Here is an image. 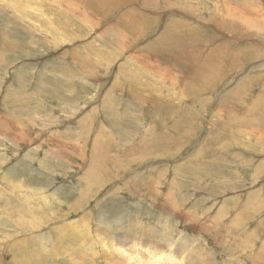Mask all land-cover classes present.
I'll return each instance as SVG.
<instances>
[{"label":"rangeland","instance_id":"rangeland-1","mask_svg":"<svg viewBox=\"0 0 264 264\" xmlns=\"http://www.w3.org/2000/svg\"><path fill=\"white\" fill-rule=\"evenodd\" d=\"M128 1L0 0V264H264V0Z\"/></svg>","mask_w":264,"mask_h":264},{"label":"bare ground","instance_id":"bare-ground-1","mask_svg":"<svg viewBox=\"0 0 264 264\" xmlns=\"http://www.w3.org/2000/svg\"><path fill=\"white\" fill-rule=\"evenodd\" d=\"M128 1V0H127ZM157 1V0H156ZM129 2V1H128ZM152 3V2H151ZM150 3V4H151ZM154 3V2H153ZM70 6V5H69ZM235 10L236 11V9L235 8H229L228 10H227V17H226V23H227V25H232V24H234L235 23V21L237 20V21H239V22H241V23H245L246 25H249V26H253V27H251L252 29H256V27H258V25L257 26H254V25H256L255 24V22H253L251 19H249V18H246L247 17V14H246V12H237L238 13V15H239V17H238V19H237V17H235L234 16V13L233 12H228V11H232V10ZM195 11V10H194ZM129 12V11H128ZM167 12V11H166ZM195 14V13H194ZM199 14V13H198ZM130 16V15H129ZM222 16H223V13H222ZM246 16V17H245ZM131 17V16H130ZM118 20V19H117ZM127 20V19H126ZM256 20H257V18H256ZM131 22V21H130ZM118 23V22H117ZM126 23V22H125ZM244 24V25H245ZM171 25H173V24H171ZM230 28V27H229ZM254 29V30H255ZM258 29V28H257ZM159 30V29H158ZM165 30V29H164ZM246 30V29H245ZM166 31H167V29H166ZM161 33H162V31H160ZM168 32H170L171 34H175L174 33V31H173V28H171V27H168ZM219 32V31H218ZM252 32V31H251ZM261 32V31H260ZM238 33H239V31H238ZM246 33V32H245ZM247 34H249V33H247ZM260 34H264L263 32H261ZM176 35V34H175ZM246 35V34H245ZM157 36V35H156ZM247 36V35H246ZM13 38V37H12ZM14 39V38H13ZM201 39V38H200ZM10 44V42L8 41V42H5L4 41V47H6V48H9V45ZM215 47V46H214ZM226 49V48H225ZM258 53H260V52H258ZM179 54V53H178ZM215 54L217 55V57L219 58V60L220 61H217V60H215L214 59V62L213 61H210V59L207 61V62H205V64H203L202 63V66H204V67H207V70L209 71V70H212V71H215V73L218 71L219 72V74L217 75V76H215L213 79L214 80H219V79H221L222 78V70L221 69H223V68H225V66H224V64H223V62H224V60H228V56H226L224 59H222L221 60V56H222V54L221 53H216L215 52ZM215 54H214V56H215ZM141 58V57H140ZM234 58H238L237 56H236V54L235 55H233V59H231V60H229L230 61V64H227V67L226 68H232V67H235V66H239V67H241L242 66V63H240V62H238L237 60H234ZM257 58H260L259 56L257 57ZM142 59V58H141ZM245 59V58H244ZM241 60V59H240ZM257 60V59H256ZM141 61V60H140ZM159 61V60H158ZM262 62H264V61H262ZM79 64V63H78ZM260 64V63H259ZM261 66V68L262 67H264V63L263 64H261L260 65ZM252 67V66H251ZM258 67V66H257ZM153 72V71H152ZM151 72V73H152ZM160 74V73H159ZM159 74L157 73V75L159 76ZM249 74V73H248ZM42 79V78H41ZM213 79H212V82H213ZM55 82V81H54ZM50 87V86H49ZM70 87V86H69ZM75 86H73V88H74ZM261 87L262 88H264V84H262L261 85ZM64 88V87H63ZM77 88V87H76ZM63 90V89H62ZM139 94V93H138ZM14 95V94H13ZM78 95V94H77ZM131 96H133V95H131ZM142 96V95H141ZM144 96V95H143ZM137 97V96H136ZM140 97V96H139ZM62 98V97H61ZM76 98V97H75ZM114 98L115 97H113L112 99H108L107 97L106 98H104L105 100H106V104H105V106H107V107H110V108H113V109H117V105H118V103H116V102H114ZM149 98V97H148ZM148 98H146V101H147V99ZM58 99V98H57ZM141 99V98H140ZM143 99V98H142ZM258 99H260V100H262V97H259ZM258 99H257V101H256V103L254 102V103H252V105H254V107L256 108V107H258L259 106V102L260 101H258ZM139 100V99H138ZM144 100V99H143ZM155 100L157 101V99L155 98ZM146 101H144V102H146ZM149 101V100H148ZM155 102V101H154ZM159 102V101H158ZM45 103V102H44ZM128 103V102H127ZM149 103H150V101H149ZM126 104V103H125ZM154 104V103H153ZM122 107V109L124 110V114H121L120 115V117L122 118L123 116L125 117L126 115L130 118V116H132V112L134 111V109H133V106H132V104H130V105H124V106H121ZM131 107V108H130ZM196 107V106H195ZM109 108V109H110ZM179 108V107H178ZM251 110H253V109H251ZM182 111V110H181ZM247 112V111H246ZM122 113V112H121ZM153 113V112H152ZM118 119H119V117H117ZM121 120V119H120ZM89 122V121H88ZM131 128V127H130ZM255 130V129H254ZM125 131V130H124ZM243 131H247V130H243ZM124 134H128L127 132H125ZM263 134V133H262ZM260 135V134H259ZM120 136H121V134H120ZM259 138H260V136H259ZM140 140H141V142H142V140H145L144 139V137L143 138H140ZM97 141V140H96ZM123 141V140H122ZM125 141V140H124ZM136 143V142H135ZM78 144H79V142H78ZM141 144H143V143H141ZM238 145V144H237ZM240 146V145H239ZM238 146V147H239ZM80 148V147H79ZM150 154H152V153H150ZM53 156H55L56 157V154H52ZM154 154H152L151 156H153ZM57 158V157H56ZM156 158V157H155ZM91 170V169H90ZM134 250H135V248H134ZM116 251H118V252H121L120 251V249L119 248H117L116 249ZM153 253V252H152ZM145 254L148 256V257H150V253H148V252H145ZM161 259H159V260H157L156 261V263H158L159 261H160ZM146 264H147V262H146Z\"/></svg>","mask_w":264,"mask_h":264},{"label":"crops","instance_id":"crops-1","mask_svg":"<svg viewBox=\"0 0 264 264\" xmlns=\"http://www.w3.org/2000/svg\"><path fill=\"white\" fill-rule=\"evenodd\" d=\"M174 35H175V34H174ZM233 55H235V53L232 52V58L228 57V60L233 59ZM236 59H237V61H238V58H236ZM241 60H244V58H241Z\"/></svg>","mask_w":264,"mask_h":264}]
</instances>
